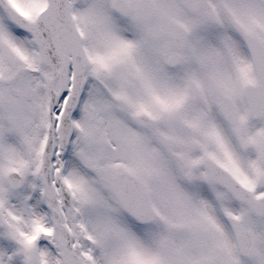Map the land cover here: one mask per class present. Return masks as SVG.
Listing matches in <instances>:
<instances>
[{"label": "snow or ice", "instance_id": "1", "mask_svg": "<svg viewBox=\"0 0 264 264\" xmlns=\"http://www.w3.org/2000/svg\"><path fill=\"white\" fill-rule=\"evenodd\" d=\"M0 264H264V0H0Z\"/></svg>", "mask_w": 264, "mask_h": 264}]
</instances>
